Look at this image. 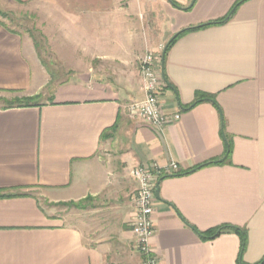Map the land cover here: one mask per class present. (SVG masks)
<instances>
[{"label":"crops","instance_id":"0c3cea01","mask_svg":"<svg viewBox=\"0 0 264 264\" xmlns=\"http://www.w3.org/2000/svg\"><path fill=\"white\" fill-rule=\"evenodd\" d=\"M12 1L34 6L37 35L0 19V264H139L131 170L172 161L182 174L157 176L159 264L260 263L264 0L181 35L165 56L176 33L239 0ZM149 50L161 53L164 109L181 114L163 131L129 110L145 96ZM223 225L245 231V248L236 230L199 233Z\"/></svg>","mask_w":264,"mask_h":264},{"label":"built area","instance_id":"2783aa9c","mask_svg":"<svg viewBox=\"0 0 264 264\" xmlns=\"http://www.w3.org/2000/svg\"><path fill=\"white\" fill-rule=\"evenodd\" d=\"M164 47H161V51ZM161 53L149 50L139 62L140 74L145 92L144 98L129 105L132 114H138L154 129L163 131L164 127L180 119V113H168L164 109L163 94L167 86L165 76L158 69ZM180 172V166L172 161L167 165L153 162L150 165H137L131 175L137 182L133 196L135 211L130 227L135 237V249L142 258L143 264H159L160 261L152 246L156 233L154 223V203L157 199V176L172 175Z\"/></svg>","mask_w":264,"mask_h":264},{"label":"rangeland","instance_id":"374dc122","mask_svg":"<svg viewBox=\"0 0 264 264\" xmlns=\"http://www.w3.org/2000/svg\"><path fill=\"white\" fill-rule=\"evenodd\" d=\"M34 6L29 4H21L12 0H0V19L5 22L10 28L23 31V30H35L36 34V25H37V17L34 14V11L31 10ZM40 41V38L35 37ZM25 97H16V96H8L6 95V102H2V104H8L11 101H19ZM40 101V100H39ZM74 210V209H73ZM139 264H142L140 262Z\"/></svg>","mask_w":264,"mask_h":264},{"label":"trees","instance_id":"16d2710c","mask_svg":"<svg viewBox=\"0 0 264 264\" xmlns=\"http://www.w3.org/2000/svg\"><path fill=\"white\" fill-rule=\"evenodd\" d=\"M246 0H239L236 2V4L233 6V8L231 9V11L228 13V15L219 20V21H213V22H209V23H205V24H202V25H198V26H195V27H189V28H186V29H183L181 31H179L178 33H176L171 42L166 46L165 48V52H164V56L166 55V52L167 50L170 48V46L183 34L189 32V31H192V30H195V29H200V28H204V27H207L209 25H213V24H220V23H223L225 22L226 20H228L233 14L234 12L236 11V9ZM199 96L201 97H207V98H210L211 100H215L214 99V96L212 95H206V94H200ZM200 99H198L196 102H198ZM38 104V101L36 99V97H25L23 98L22 100H19V101H11L10 102V106H31V105H37ZM231 150V147H230V144L228 143V153L230 152ZM220 161H213V162H209V163H206L204 165H209V164H213V163H218ZM204 165H201V166H204ZM200 166V167H201ZM199 168V167H198ZM176 175H179V174H182L181 172H178V173H175ZM225 229H232V230H236L238 232H241L242 233V236H243V240H244V243H243V246L245 248L246 246V241H247V238H246V233L243 229H240L238 227H235V226H232V225H223V226H220L214 230H210V231H207V232H199L200 235H202L204 238H212L218 234H220L221 232H223ZM258 264H264V259L262 261H260V263Z\"/></svg>","mask_w":264,"mask_h":264},{"label":"water","instance_id":"95a60500","mask_svg":"<svg viewBox=\"0 0 264 264\" xmlns=\"http://www.w3.org/2000/svg\"><path fill=\"white\" fill-rule=\"evenodd\" d=\"M171 40L169 41V43L171 42ZM164 52H165V50H164ZM159 195H160V192H159V184H157V187H156V196L159 197Z\"/></svg>","mask_w":264,"mask_h":264}]
</instances>
